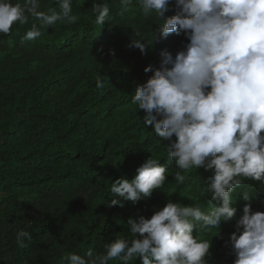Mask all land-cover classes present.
<instances>
[{
  "label": "trees",
  "instance_id": "obj_1",
  "mask_svg": "<svg viewBox=\"0 0 264 264\" xmlns=\"http://www.w3.org/2000/svg\"><path fill=\"white\" fill-rule=\"evenodd\" d=\"M93 3L109 4L111 19L103 26L95 24ZM169 7L165 16L175 14V0ZM51 8L58 9L56 0H40V11ZM72 8L74 22L58 21L38 38L24 39L32 23L39 24L31 17L15 23L10 35L0 34V264H64L69 253L104 252L111 239H132L129 218H150L169 199L210 210L211 195L201 188L212 172L192 168L182 172L183 184L174 181L169 142L144 124V110L131 102L152 75L144 69L159 68L163 50L173 57L184 50L187 37H162L159 18H145L137 0L123 12L118 0H72ZM137 39L146 53L133 46ZM98 76L103 88L96 86ZM151 156L169 170L164 186L135 203L111 206L119 199L111 183L134 178ZM245 191L250 201L243 200ZM233 198L235 218L218 229L193 230L211 241L209 264H233L229 241L245 204L264 212L259 181H245ZM21 229L33 237L23 249L16 242Z\"/></svg>",
  "mask_w": 264,
  "mask_h": 264
},
{
  "label": "clouds",
  "instance_id": "obj_2",
  "mask_svg": "<svg viewBox=\"0 0 264 264\" xmlns=\"http://www.w3.org/2000/svg\"><path fill=\"white\" fill-rule=\"evenodd\" d=\"M142 14H155L161 36L183 33L189 43L175 56L161 51L159 68L148 65L152 75L135 88L132 104L144 110L143 121L164 144L167 160L175 162L174 181L183 184L182 172L203 167L211 171L207 187L209 211L201 203L184 206L168 200L150 218H129L132 239L118 236L104 252L89 248L84 255L69 253L64 264H209L211 241L193 235L194 229H218L222 221L235 218L233 193L245 181H259L264 190V0H175V14L165 16L171 0H137ZM57 8L40 11V0H0V34L10 35L15 23L33 22L24 39L42 35L58 21L74 22L72 0H56ZM122 12L133 0H118ZM95 24L110 21L108 3H93ZM133 46L146 53L140 39ZM96 86L104 87L101 76ZM175 137V139H173ZM169 170L160 160L146 159L134 178L125 176L111 183V206L139 201L161 189ZM243 200L250 201L248 191ZM219 202L214 205L213 202ZM217 235V232L216 234ZM33 239L19 230V248ZM233 264H264V212L250 204L236 223L230 241Z\"/></svg>",
  "mask_w": 264,
  "mask_h": 264
}]
</instances>
